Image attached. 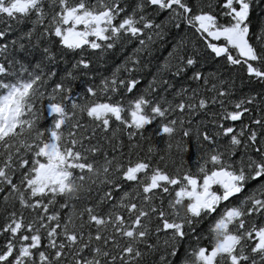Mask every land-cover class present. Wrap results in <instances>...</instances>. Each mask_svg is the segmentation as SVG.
Returning <instances> with one entry per match:
<instances>
[{"label": "snow or ice", "instance_id": "snow-or-ice-1", "mask_svg": "<svg viewBox=\"0 0 264 264\" xmlns=\"http://www.w3.org/2000/svg\"><path fill=\"white\" fill-rule=\"evenodd\" d=\"M256 7L0 0V264H264V89L242 95L235 85L237 73L241 84L264 82ZM181 25L203 52L174 39L139 88L153 36L164 41L165 27L179 33ZM133 41L108 75H89L88 50ZM204 54L230 67V78L197 68ZM57 55H71V66L60 72ZM173 69L188 83L163 79ZM253 105L257 118L245 123ZM202 112L212 119H194ZM153 123L162 147L144 145Z\"/></svg>", "mask_w": 264, "mask_h": 264}, {"label": "trees", "instance_id": "trees-1", "mask_svg": "<svg viewBox=\"0 0 264 264\" xmlns=\"http://www.w3.org/2000/svg\"><path fill=\"white\" fill-rule=\"evenodd\" d=\"M205 3L211 2L215 6L217 4V0H204ZM257 3L261 5V7H256L252 11V19L253 21H257L260 18H264V11H262V8H264V0H257ZM159 22V20L157 21ZM28 24H22V25H16L13 23V28L16 29L17 27H20L22 29H25L29 27ZM165 38L164 41H158L156 40V37L153 36L154 41V47L151 48L150 51H145L142 54L141 57V67L139 69L141 81L138 85L139 88H144L147 86L148 81L152 79V73L156 72V68L158 63L163 62L165 58L167 57L168 50L171 47V44L174 42V39H179L181 36L186 37L190 42L195 41L196 47L203 52V46L200 44L199 40L195 37V35L191 32L190 29H185L183 25H181V31L178 33L174 28H164ZM171 33V34H169ZM144 36H141L140 39H144ZM147 43V41H146ZM138 44V41H133L130 45H124L122 49H117L116 51H107L104 53H100L99 51L95 50H88L85 54L90 56L93 60V65L91 68V72L89 75H92L95 73L97 77H102L105 75H108L111 69L115 66L116 63H119L122 61L129 52L132 51V48L135 47ZM191 43L189 47V51H191ZM53 51H57V49H53ZM62 54V53H61ZM23 55V53H21ZM71 59V55L65 56L64 60L60 59V56L57 55L56 58V66L60 70V72L66 70L71 65L66 64L65 61ZM202 60L206 62H202V64L197 65V68L201 69L204 72H219L221 74L222 78L228 79L230 78V73H232V69L230 67L224 66L223 61H220L217 63L216 60L208 57L206 54L203 55ZM35 62V61H33ZM188 75H191V72H188ZM163 79L168 80L174 88H179L184 84H187L188 81L185 77V75L181 74L180 76L174 75V69L172 72L167 73L163 76ZM85 80V77L81 75L80 79L75 82V87L79 91L81 88V82ZM91 82V81H90ZM235 85L237 91L242 95H247L249 92H256L259 93L264 89V82L261 83H249L247 80L244 81L243 84H241V76L237 73ZM195 86V85H192ZM155 87V85H153ZM167 85H163L162 88L158 89L159 92L163 94V88H166ZM172 89H169L167 92V96L171 97L172 95ZM257 105H253V107L250 109L248 116H245L243 118V121L245 123L248 122L249 117L251 119L257 118V112L255 111ZM218 108L213 109L210 108L209 111H217ZM261 111H264V107L261 108ZM194 119L196 120H206L210 121L212 117L207 116L205 113H199ZM237 127H239V122L236 124ZM209 128H211V124L208 125ZM156 128L155 123L152 125L146 126L144 131V145L145 147L149 142L156 144L158 147H162L163 140L161 137H158L155 135V132L153 131ZM149 135H151V141L148 140ZM189 145L190 150L189 153L186 155V159H189V165L194 163L195 161V143L192 141L191 137L189 138ZM206 226L205 223H201L196 226L197 232H200L204 227ZM166 237L163 233L160 234V240L163 241ZM153 242H155L156 237H152ZM188 240L185 238V243H187ZM163 245H161L162 247ZM149 261L153 259V257L149 256Z\"/></svg>", "mask_w": 264, "mask_h": 264}]
</instances>
